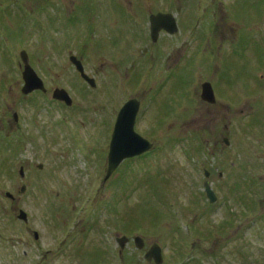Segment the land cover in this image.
<instances>
[{"label": "rangeland", "instance_id": "obj_1", "mask_svg": "<svg viewBox=\"0 0 264 264\" xmlns=\"http://www.w3.org/2000/svg\"><path fill=\"white\" fill-rule=\"evenodd\" d=\"M159 11L183 30L172 68L178 43L149 37ZM147 28L145 45L129 34ZM22 50L47 95H22ZM74 53L97 88L77 73ZM260 72L264 0H0V264H154L144 256L155 244L163 264H264ZM205 82L218 90L215 106L200 98ZM57 87L72 107L52 99ZM138 97L136 131L155 150L105 183L114 121Z\"/></svg>", "mask_w": 264, "mask_h": 264}, {"label": "water", "instance_id": "obj_2", "mask_svg": "<svg viewBox=\"0 0 264 264\" xmlns=\"http://www.w3.org/2000/svg\"><path fill=\"white\" fill-rule=\"evenodd\" d=\"M151 24H152V32L154 36L162 29H165L172 34H174L177 31V22L175 18L170 14L160 13L158 15H153L151 17ZM21 58L24 63L23 78L25 81V87L22 90L23 94L29 95L35 91H42L46 93L47 89L45 87V84L29 64V57L25 51L21 53ZM72 61L77 67V70L80 72L81 76L85 80H87V82H89V84L92 87H95L96 86L95 81L93 79L88 78V76L85 74L82 63L78 61L76 58H72ZM53 98L55 100L66 103L68 106L73 105L72 98L70 97L69 93L64 89H59V88L56 89L53 93ZM202 98L211 104L216 103L214 92L210 84L204 85ZM138 110H139V103L136 100H132L128 102L119 113L110 145L109 169L105 181L112 176L113 172L120 166V164L125 159L140 156L150 151L153 147V145L149 141L143 139L140 135H138L135 132V124H136V117L138 114ZM14 117L16 121H18V115L15 114ZM122 118H126L131 122L132 128L137 137L136 143L130 147L117 146V138L119 136V127ZM226 143L228 144V140H226ZM40 168L42 167L40 166ZM20 175L24 177V169H21ZM205 187L208 198L211 200L212 203L216 202L217 197L215 193L212 191L210 185L206 184ZM21 191L22 193H24L26 191V187H23ZM7 197L11 199L14 198L10 193L7 194ZM18 218L20 220H23L24 222H28V215L24 211H20V215ZM35 238L36 239L39 238L38 233H35ZM118 243L120 244L121 248L124 249L126 245L129 243V239L128 238L118 239ZM135 244L137 248L140 250L144 249L145 247L144 240L139 237L135 239ZM146 260L149 262H152L154 260L156 264L163 263L164 261L163 252L158 244L153 245L151 250L146 254Z\"/></svg>", "mask_w": 264, "mask_h": 264}, {"label": "flooded vegetation", "instance_id": "obj_3", "mask_svg": "<svg viewBox=\"0 0 264 264\" xmlns=\"http://www.w3.org/2000/svg\"><path fill=\"white\" fill-rule=\"evenodd\" d=\"M160 13V11L159 12H157V13H151V15H153V14H159ZM146 28V27H145ZM64 30L66 31L67 30V28H64ZM180 30H182V27H179V31H178V33L177 34H174V35H170V34H168L166 31H164V30H162V31H160L158 34H156L155 36H154V34H153V32H152V29H151V26L149 27V37H151V40H152V42L154 43V45H156V46H162V47H166L167 45H164L163 44V40H164V43H170V44H174L175 43V41H176V43H178V46H179V48L177 49V53H176V55L173 57V59L172 58H169V60L168 61H165V64L167 65V66H169V68H172L173 66H174V62H175V60H176V58H177V56L179 55V53L181 52V51H183L184 50V48L186 47L185 46V44H182V43H180V37H179V34H180ZM130 32H129V34L130 35H132L133 37H135V39L136 40H138L139 42H142V44L143 45H145V44H147V42L145 41V37H148V28H147V31L146 32H144V34H143V38H140V35H137L136 33L134 34V32H132V30L130 29L129 30ZM183 31V30H182ZM132 33V34H131ZM167 38H169V39H167ZM126 39L129 41V42H133L134 43V45H131V47H130V49H133V48H135V40H133L131 37H126ZM180 39V40H179ZM183 42V41H182ZM185 42H187V41H185ZM150 47V46H149ZM125 48H129V47H125ZM182 48V49H181ZM194 48H195V46H194ZM179 49H181L180 51H179ZM172 51H174V49L173 50H171V53H173ZM77 56H78V54H76ZM189 55H191V53H189ZM169 56H171V54L169 55ZM161 57V56H160ZM163 58H165L166 59V57L164 56ZM20 67H21V65H20ZM264 73L263 72H260L259 73V75L260 76H262ZM135 79V78H134ZM215 92H216V95H217V92H218V90L216 91L215 90ZM141 102H142V100H141Z\"/></svg>", "mask_w": 264, "mask_h": 264}, {"label": "snow or ice", "instance_id": "obj_4", "mask_svg": "<svg viewBox=\"0 0 264 264\" xmlns=\"http://www.w3.org/2000/svg\"><path fill=\"white\" fill-rule=\"evenodd\" d=\"M137 137L132 128V124L126 118H122L117 138L118 147H130L136 143Z\"/></svg>", "mask_w": 264, "mask_h": 264}, {"label": "bare ground", "instance_id": "obj_5", "mask_svg": "<svg viewBox=\"0 0 264 264\" xmlns=\"http://www.w3.org/2000/svg\"><path fill=\"white\" fill-rule=\"evenodd\" d=\"M139 110L138 113H141V111L143 110V102L139 101Z\"/></svg>", "mask_w": 264, "mask_h": 264}]
</instances>
